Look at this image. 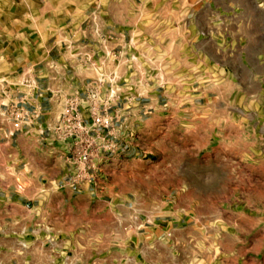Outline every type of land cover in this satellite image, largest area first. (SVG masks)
<instances>
[{
  "label": "clouds",
  "instance_id": "obj_1",
  "mask_svg": "<svg viewBox=\"0 0 264 264\" xmlns=\"http://www.w3.org/2000/svg\"><path fill=\"white\" fill-rule=\"evenodd\" d=\"M41 4L47 8L49 0H36L37 8ZM70 5L87 11L74 20L73 39L85 34L79 23L89 20L93 23L85 31L96 43L80 47L75 56L71 51L62 53L61 60L68 63L61 64L58 77L45 69L41 75H49L48 86L42 81L35 94L26 83L0 96V184L13 189L39 187L61 200L64 190L70 203L67 213L60 208L58 227L47 235L40 225L29 224L15 239L6 240L2 236L7 226L0 227V264H193L194 260L196 264H264V119L257 123L249 115V124L241 113L243 131L229 149L224 125L218 131L211 117L199 118V108L181 107L186 100L174 87L176 66L167 64L154 72L160 56L151 37L174 21L173 12L188 6V0H60L64 9ZM96 20L103 31L96 29ZM129 29L138 36L142 33L149 46L137 42L143 71L131 75L128 69L137 67L138 61L125 59L123 53L101 55L117 43L123 45ZM112 37L117 39L108 43ZM123 47L131 56L133 46ZM49 50L36 63L46 61ZM3 53L12 58L7 49ZM21 60L26 62V56L13 59V65ZM14 71L5 70V75ZM53 89L49 102L46 93ZM45 101L51 108L44 107ZM37 116L44 117L40 124ZM45 118L47 126L42 127ZM150 126L152 135L145 138ZM190 134L199 136L192 145L197 153L212 157L220 150L234 157L228 175L233 195L213 202L222 219L212 233L190 234L172 226L176 214L171 208L179 206L177 201L189 210L193 203L207 207L192 200L188 185L174 177V162L165 164L169 151L176 150L173 138ZM141 164L148 172L138 179L139 172L133 174L131 168ZM161 164L172 178L148 183V173L154 176L152 169ZM124 169H129L127 175ZM212 170L210 164L208 173ZM165 202L170 205L168 212ZM155 216L161 220L153 225Z\"/></svg>",
  "mask_w": 264,
  "mask_h": 264
},
{
  "label": "rangeland",
  "instance_id": "obj_2",
  "mask_svg": "<svg viewBox=\"0 0 264 264\" xmlns=\"http://www.w3.org/2000/svg\"><path fill=\"white\" fill-rule=\"evenodd\" d=\"M188 5H190V0H188ZM24 6H30V0H25ZM173 16L175 21L176 17L174 14ZM171 22L166 26L170 30L161 32L157 29V36L151 37L152 45L158 49L160 56L157 61L158 67L154 69V72L166 68L167 64L175 65L173 74L176 83L174 87L182 90V95L186 100V103H181V107L194 106V108H199V118L211 117V122L217 125L218 131L220 125H224L223 134L230 136L228 148L232 149L234 138L243 131L239 127L241 113L245 114L243 119L249 124L252 123L247 120L249 115L254 116L257 123L264 119V77L257 79L253 77L256 72L264 75V68L261 64L252 62L246 64L247 69H243L242 63L239 61L241 55L249 54L254 57L260 53L258 52L260 48L253 45L256 32L222 28L208 32L206 29H201L200 26H184L182 30L174 31L172 30L174 25H171ZM142 35L141 33L138 36L133 30L132 32H124L125 41L123 45L133 46L130 49L131 56L127 55L123 45L117 44L110 53H101V55L123 53L125 59L138 61L137 67L128 69L129 75L133 71H143V68H139V57L142 49L137 46V42L139 45H144L145 48L149 46L141 38ZM189 36L191 39L188 38ZM111 39L107 42H114ZM72 44L71 55H74L80 47L92 45L95 42L83 41ZM90 50L89 47H85V51ZM63 53L66 54L67 50H64ZM175 55L182 56L183 62L175 63L172 61L170 58ZM95 58L97 57H93V59ZM113 63L118 64L120 61L114 60ZM151 127L145 130V138L152 135ZM198 140L199 136L194 134L183 138H173L176 150L169 151L165 164L174 162L177 170L174 177L183 180L188 185L189 192L194 196L191 198L192 200L197 199L207 207L193 203L190 205L191 210H189V206L177 201L179 206L171 208V211L177 213L176 221L178 222L181 218L182 229L187 228L189 233H197V230L198 234L212 233L214 231L213 225L220 223L222 219L219 217V213L215 212L213 202L233 195L231 191L232 182L229 181L228 175L231 167L234 166L231 165V160L234 157L230 153H223L220 150H217V153H214L212 157H208L206 152L197 153L192 145ZM217 162L218 167L216 166ZM119 163L117 162V164ZM237 163H239L238 160ZM165 164L152 169V172L155 173L154 176L148 173V183L153 181L165 183L172 178L165 173ZM210 164L213 166L211 174L208 173ZM241 168L245 172L248 171L243 165ZM117 171L120 169L117 168ZM128 171L129 169H124L125 175ZM131 171L133 174L139 172L138 179H142L144 174L148 172L142 164L131 168ZM241 190H244V185H241ZM165 203V212H168L170 205ZM214 215L219 218L214 219ZM167 219H171V217H167ZM189 222L193 223V226L197 222L192 231ZM219 259L220 257L217 255V260ZM193 264H196L195 260Z\"/></svg>",
  "mask_w": 264,
  "mask_h": 264
},
{
  "label": "crops",
  "instance_id": "obj_3",
  "mask_svg": "<svg viewBox=\"0 0 264 264\" xmlns=\"http://www.w3.org/2000/svg\"><path fill=\"white\" fill-rule=\"evenodd\" d=\"M24 1L0 0V89H2L0 96L3 95V92L23 87L25 79H28L33 86V94H35L36 86L40 85L42 81L44 86L47 87L48 74L58 77L62 71L61 64L68 63L67 60H61V54L64 50L69 53V51H72L69 47L70 44L72 46V43L93 41L91 33L85 31L89 24L93 23L89 20L79 23V30L84 31L85 34L73 39L76 32L74 20L82 15H87L86 10L82 11L75 5H70L67 9H64L60 6V0H49L47 8L43 4L37 8L36 0H30V6H24ZM186 7L173 12L176 18L175 21L171 22V25H174L172 30L180 31L184 26H200L201 29H206L208 32L221 28L255 31L253 45L260 48V51H258L260 53H257L254 57L249 54L241 55L239 61L242 63L243 69H247L246 64L252 62L259 63L264 68V0H190V5ZM181 11L186 12L187 15L181 16ZM169 22L161 26L163 30H170L166 27ZM94 23L98 32L103 31L100 27V20H96ZM127 32H132V30L129 29ZM116 39L117 37L112 38L111 41ZM124 41L125 38H123ZM52 45H55V47H52ZM117 45L121 44L117 43ZM4 49L13 54L12 58L5 57ZM45 49H50L46 53L48 59L36 63L38 57L44 56ZM22 54L26 56V62L21 60L18 65H13V59L20 57ZM170 59L175 63L183 62L180 55L171 56ZM186 61L188 60L186 59ZM13 69L15 71L12 76L5 75V70L13 72ZM45 69H47L48 74L41 75ZM253 77L255 79L258 77L263 78L264 75L256 72ZM52 83L56 84L57 81H52ZM63 83V80H59V84L62 85ZM53 94L54 89L46 93L49 102H51ZM20 95H23V93ZM14 99H19V97H14ZM5 103H10V101L5 99ZM44 107L51 108V105L45 101ZM43 119L44 117L39 116L36 120L37 124H40ZM41 126H47L46 118ZM24 127L26 129L28 126ZM12 135L15 136L16 133ZM9 170L12 171L11 168ZM62 196L63 200L54 196V193L47 192L46 189L42 190L39 187L26 190L21 186L13 189L0 184V227L7 226L4 229L5 234L2 238L6 240L15 239L16 234L29 224L32 226L40 225L44 235L56 229L60 208L63 207L65 213H67L70 203L66 191L62 190ZM175 214L177 215V213ZM160 220V216H155L150 223L155 225ZM167 220L169 223L171 222V219ZM180 220L172 226L182 229L183 224ZM191 221L193 222V219ZM189 223L192 231L197 222L194 223V226L193 223ZM27 231L31 233L32 229L29 227Z\"/></svg>",
  "mask_w": 264,
  "mask_h": 264
},
{
  "label": "built area",
  "instance_id": "obj_4",
  "mask_svg": "<svg viewBox=\"0 0 264 264\" xmlns=\"http://www.w3.org/2000/svg\"><path fill=\"white\" fill-rule=\"evenodd\" d=\"M26 83H30L28 79H25V80L23 81V84H24V85H25ZM69 99H70V97H69ZM17 106L19 107L20 105L18 104ZM69 107H70V106H69ZM76 111H80V108L77 107V108H76ZM72 114L74 115L75 113H72ZM38 118H39V116L36 117V120H37ZM25 126H27V125H25ZM73 139H74V137H73Z\"/></svg>",
  "mask_w": 264,
  "mask_h": 264
}]
</instances>
